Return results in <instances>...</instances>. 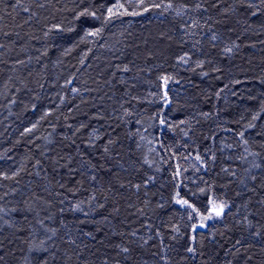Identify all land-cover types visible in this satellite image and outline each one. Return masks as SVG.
<instances>
[{"label":"trees","instance_id":"trees-1","mask_svg":"<svg viewBox=\"0 0 264 264\" xmlns=\"http://www.w3.org/2000/svg\"><path fill=\"white\" fill-rule=\"evenodd\" d=\"M249 2L0 0V264H264Z\"/></svg>","mask_w":264,"mask_h":264},{"label":"snow or ice","instance_id":"snow-or-ice-1","mask_svg":"<svg viewBox=\"0 0 264 264\" xmlns=\"http://www.w3.org/2000/svg\"><path fill=\"white\" fill-rule=\"evenodd\" d=\"M260 5H264V0H259V4H256L255 0H251V2L248 3V7H250V8L255 7V8L259 9ZM154 6L155 7H160L159 4L154 5ZM171 7H172L171 4L165 5V8H171ZM196 7H197V9H199L200 5H197ZM24 11H28V9L24 8ZM108 12L110 14H113V9L109 8ZM80 15L81 16H87V15H94V14L88 12L87 10H84V11H82L80 13ZM253 15H256V12H253ZM109 19H111V15L109 16ZM89 35H98V33H89ZM216 38H217L216 36L212 37L213 40H215ZM0 47H2V45H0ZM225 51L231 52L232 49L228 48V49H225ZM183 61H184V57H181L180 58V62H183ZM123 71H125V72L128 71V68L125 67L123 69ZM161 79L163 80L164 85L167 86V83L171 79V77L164 76V77H161ZM165 100H167V94H165ZM256 118L257 117H253V119H256ZM161 123H163V121ZM241 135H243V134L241 133ZM196 159H197V161H200V157L199 156H197ZM5 178H7V177H5ZM177 203L188 204V202L186 200H178ZM188 207H191V205H188ZM212 207H213L214 215L216 217H220L223 214V212H224L225 205L222 204V203L221 204H216L215 202H212ZM3 211H4L3 209H0V212H3ZM210 218L211 217H203L202 219H210ZM0 219H2V217H0ZM9 226H11V225H9ZM199 227H204V225L200 224ZM44 231L47 232L48 230L44 229ZM55 235H56V232L52 231V234L47 236L46 239L41 240L39 245H36V246H34V247L29 249L30 252L34 253V255L32 256V259L29 262V264H50V257L52 259H54L55 258V254L51 253L50 247L48 245V241L52 240ZM132 235H135V233H133ZM69 242L71 243L72 241H69ZM145 243H147V241H145ZM237 243H239V241H237ZM118 247H119V251L120 252L128 253L130 251L127 247H122V246H118ZM187 251L189 253H193V254L195 253V249L193 247H189L187 249ZM3 260H4V256H3L2 253H0V261H3ZM105 264H107V261H105Z\"/></svg>","mask_w":264,"mask_h":264},{"label":"rangeland","instance_id":"rangeland-1","mask_svg":"<svg viewBox=\"0 0 264 264\" xmlns=\"http://www.w3.org/2000/svg\"><path fill=\"white\" fill-rule=\"evenodd\" d=\"M199 225V224H198Z\"/></svg>","mask_w":264,"mask_h":264}]
</instances>
